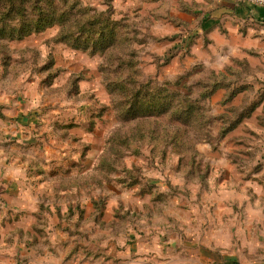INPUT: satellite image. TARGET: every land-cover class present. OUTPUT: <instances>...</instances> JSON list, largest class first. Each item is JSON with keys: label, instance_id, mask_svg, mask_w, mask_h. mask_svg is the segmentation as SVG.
Here are the masks:
<instances>
[{"label": "rangeland", "instance_id": "obj_1", "mask_svg": "<svg viewBox=\"0 0 264 264\" xmlns=\"http://www.w3.org/2000/svg\"><path fill=\"white\" fill-rule=\"evenodd\" d=\"M51 1L34 21L66 25L19 35L0 0L9 264L264 260L261 70L177 20L183 0Z\"/></svg>", "mask_w": 264, "mask_h": 264}, {"label": "crops", "instance_id": "obj_2", "mask_svg": "<svg viewBox=\"0 0 264 264\" xmlns=\"http://www.w3.org/2000/svg\"><path fill=\"white\" fill-rule=\"evenodd\" d=\"M203 1L183 0L187 4L184 9L173 8L175 18L188 23L187 28L192 29L193 34L205 33L211 40V49L220 48L226 56L245 59L251 67L260 69L264 74V12L247 5L243 0H211L204 7L207 10L204 12L199 11L202 9L200 7L193 8L192 5L200 6L199 2ZM2 180L0 176V185ZM6 182L5 175L3 183ZM3 195L7 196V192ZM5 244V241L0 240V264H9L11 261ZM253 264H264V260Z\"/></svg>", "mask_w": 264, "mask_h": 264}, {"label": "trees", "instance_id": "obj_3", "mask_svg": "<svg viewBox=\"0 0 264 264\" xmlns=\"http://www.w3.org/2000/svg\"><path fill=\"white\" fill-rule=\"evenodd\" d=\"M66 2V0H65ZM47 4L44 3V0H35L33 2V0H3V4L2 8V16L5 15L6 18L8 17H15L14 19H20L19 20V28H15L13 29V33H15L16 31L19 32V35H24V34H28L30 32L39 30V29H43L45 27L48 26H52L55 24H61V25H66L65 21H64V17L68 14H70V12L66 9L61 10V13L59 14L60 18L57 21H51L48 19H40L38 21H34V16L33 13L34 11L37 9H41L44 13H46L47 11L51 12V8L53 9V11H56V7L54 5V2L51 1V3H48L49 7L45 6ZM35 14V13H34ZM73 13H71L70 15H72ZM29 16V17H26ZM20 17V18H19ZM30 18V19H27ZM45 20V21H43ZM6 27H4L3 32H6Z\"/></svg>", "mask_w": 264, "mask_h": 264}, {"label": "built area", "instance_id": "obj_4", "mask_svg": "<svg viewBox=\"0 0 264 264\" xmlns=\"http://www.w3.org/2000/svg\"><path fill=\"white\" fill-rule=\"evenodd\" d=\"M243 2L251 7L260 8L264 12V0H243Z\"/></svg>", "mask_w": 264, "mask_h": 264}]
</instances>
